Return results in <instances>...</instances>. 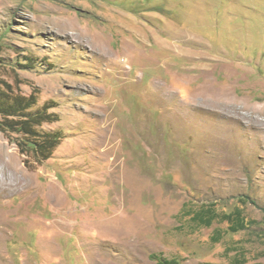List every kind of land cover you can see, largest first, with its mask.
Listing matches in <instances>:
<instances>
[{"label":"rangeland","instance_id":"374dc122","mask_svg":"<svg viewBox=\"0 0 264 264\" xmlns=\"http://www.w3.org/2000/svg\"><path fill=\"white\" fill-rule=\"evenodd\" d=\"M0 94L60 139L41 161L0 115L35 191L0 264H264V0H0Z\"/></svg>","mask_w":264,"mask_h":264},{"label":"trees","instance_id":"16d2710c","mask_svg":"<svg viewBox=\"0 0 264 264\" xmlns=\"http://www.w3.org/2000/svg\"><path fill=\"white\" fill-rule=\"evenodd\" d=\"M7 92H3L6 94ZM0 94V115L2 117L3 128L6 131L11 133H17L25 138L26 147L33 149L36 156L42 157L41 161H46L49 159L50 155L54 149L59 145L60 139L55 135H46L41 137L36 133L37 126H40L42 123H48L47 112H43L33 118H28L21 115V112L27 110L28 107L24 104L23 107L16 106V103L19 104L18 99L8 100L5 95ZM9 96V95H7ZM32 97V96H31ZM10 101V103L7 102ZM23 155L27 154V151L24 149L20 150ZM248 198V197H246ZM242 205H245L247 202L254 204L253 201H242ZM240 201V203H242ZM190 217V221L197 227L209 228L214 222L225 223L228 226V231L230 233H238L240 231L246 230L253 223L247 221L242 216V210L236 208L229 213H222L216 211L213 205H208L201 207L197 211H188L187 215ZM238 259V258H236ZM157 260V259H155ZM157 260V264H178L177 261H166L161 259ZM208 264V263H202ZM232 264H246L243 260H233Z\"/></svg>","mask_w":264,"mask_h":264},{"label":"bare ground","instance_id":"6f19581e","mask_svg":"<svg viewBox=\"0 0 264 264\" xmlns=\"http://www.w3.org/2000/svg\"><path fill=\"white\" fill-rule=\"evenodd\" d=\"M9 147V144L0 138V209H8L9 200L12 197L14 198L16 194L27 197L24 200L25 207L26 200H30V197H33L35 192H33L30 176L24 173L19 166V161L16 159L17 155L15 152L10 151ZM37 191H39L38 193L36 192L37 194H42L40 193L41 190L38 189ZM28 194L31 195L28 196Z\"/></svg>","mask_w":264,"mask_h":264}]
</instances>
